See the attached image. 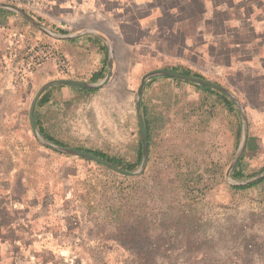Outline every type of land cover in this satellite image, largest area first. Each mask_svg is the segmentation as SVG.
Listing matches in <instances>:
<instances>
[{"label":"rangeland","instance_id":"rangeland-1","mask_svg":"<svg viewBox=\"0 0 264 264\" xmlns=\"http://www.w3.org/2000/svg\"><path fill=\"white\" fill-rule=\"evenodd\" d=\"M17 20L30 39L13 33L0 51V73L8 78L9 89L19 94L11 101L19 105V110L7 117L0 113V145L12 153L32 154L18 164L38 170L32 173L34 185H40L52 199L65 198L81 204L84 210L90 208L92 219L85 218L82 225L86 264H98L99 246L103 245L108 247L104 257L108 264H122L129 258V251L110 240L117 229L108 213L110 206L120 207L125 220L154 234L177 223L180 238L191 241L193 251L175 245L163 261L156 258L151 264H173L178 254L176 264H264V185L235 191L225 179L241 140L242 123L238 135L237 118L229 115L212 94L203 93L191 82L155 76L146 81L140 100L150 140L149 161L142 175L123 180L127 177L115 175L92 160L44 148L31 134L29 102L45 82V74L65 77L72 73V65L54 43L36 39L38 34L30 35L31 27L22 18ZM37 45H51L65 56L68 71L57 72L53 59L26 60L27 51ZM194 61L145 60L127 85L129 94L121 82H116L111 91L91 94L80 93L75 86L55 87L58 91L52 105L40 120L48 134L65 148L99 151L133 164L141 147L136 113L141 77L155 70H179ZM209 69L199 72L216 82V71ZM7 88L0 85V90ZM249 99V95L242 96L241 101L247 103ZM241 155L245 175L264 168V149L257 143H249L246 154L243 151ZM177 175L187 176L198 196L192 204L194 213L178 210L181 205L173 184Z\"/></svg>","mask_w":264,"mask_h":264},{"label":"crops","instance_id":"crops-1","mask_svg":"<svg viewBox=\"0 0 264 264\" xmlns=\"http://www.w3.org/2000/svg\"><path fill=\"white\" fill-rule=\"evenodd\" d=\"M39 1V8L27 13L52 36L22 18L32 29L29 34L54 43L72 65L70 75L45 74L44 83L58 79L100 82L112 60L108 85L90 90L111 91L116 82H121L129 94L127 85L145 60H195L184 67L198 74L208 68L215 70L216 84L227 89L243 108L247 122L244 153L253 142L264 149V0ZM17 17L21 19L0 9V51L13 33L29 38L26 28L15 21ZM94 74L100 79L92 82ZM240 81L239 89L248 92L246 95L235 85ZM0 85L8 87L0 90V113L7 117L19 110V105L11 104L19 94L9 89V80L1 73ZM58 86L63 85L43 91L49 101L41 109V118L52 105ZM221 93L232 101L241 125L237 103ZM247 95L250 99L242 103V96ZM28 157L32 154L12 153L0 145V264H86L82 244L86 232L82 225L92 216L81 204L65 198L54 200L40 185H34L32 173L38 170L18 164V160ZM107 249L99 246L98 264H108L104 258Z\"/></svg>","mask_w":264,"mask_h":264},{"label":"trees","instance_id":"trees-1","mask_svg":"<svg viewBox=\"0 0 264 264\" xmlns=\"http://www.w3.org/2000/svg\"><path fill=\"white\" fill-rule=\"evenodd\" d=\"M12 13V12H10ZM14 14V13H12ZM173 72H178L184 75L194 76V77H200L203 78L200 74L196 72H192L189 69L186 68H176L171 69ZM168 79H172L176 82H180V80L175 78L166 77ZM100 79V76H96L95 74L92 76L91 81H97ZM155 78H151L150 80H153ZM148 82H146L147 85ZM216 83V82H215ZM198 90L202 91L206 94L214 93V97L217 99L218 103L221 104V106L225 109V111L229 114L235 117V119L238 122V129L236 130V133L239 135L240 133V123L237 117V114L234 112V105L231 100H229L224 94H222L219 91L213 90L210 87L204 86V85H195ZM78 91H83L86 93H91L95 90L90 89H84L79 87H74ZM49 101V97L46 92L42 94V96L38 99L35 107L34 112V121L36 128L39 132V134L47 141L63 147L61 143H59L57 140H55L52 136L48 134L46 129L44 128L41 119L42 113L41 109L45 104H47ZM143 109V108H142ZM143 120L146 130V137H147V149H148V161H149V154H150V140H149V133H148V126L146 124L145 118H144V111H143ZM89 153H92L93 155L97 156L101 160L105 161L106 163L114 166L115 168H118L122 171L130 172L133 171L141 161V147L139 145L138 148V154H137V160L133 164H129L125 161H123L121 158L109 156L107 154H104L99 151H90V150H83ZM83 159V158H81ZM264 171V168H261L258 173L252 174V175H245L244 167H243V155L239 158L238 162L236 163L235 167L233 168L230 178L233 181H240V180H246L249 178H252L256 176L257 174ZM169 177V175H168ZM123 180H131L130 178H123ZM190 180L187 178V176L183 177V175H177L173 179V184L176 188V201L178 204L181 205L180 210L181 212H186L187 214L189 212H193L194 210L192 208V204L196 203L197 201V194L194 195V191L191 189V185H189ZM264 185V177L261 179L254 181L252 183H249L244 186H232L231 189L235 191H241L246 190L249 188L256 187L258 185ZM120 207L110 206L108 208V213L112 216V219L117 224V229L114 233L110 234V240L117 244L118 247L124 248L125 250L129 251V258H127V262H123L122 264H151L156 258L159 259V261H163V258L166 255H170L172 250V246L180 245L182 250H185L186 252L193 251V247H191V241L186 242L183 241L182 238H180L181 230L178 229L177 223H171L170 226H168L163 233L160 231L159 234H154L149 231V228H143V226H139L137 223L130 222V219L125 220V217L121 211ZM87 214L91 212L90 208H87L85 210ZM114 223V225H115ZM171 231V232H168ZM166 232V233H165ZM178 237V238H177ZM177 238V239H176ZM182 245V246H181ZM181 250V251H182ZM175 255V254H173ZM179 255V254H178ZM178 255L174 256L173 264H176ZM176 259V260H175ZM179 259V258H178Z\"/></svg>","mask_w":264,"mask_h":264},{"label":"water","instance_id":"water-1","mask_svg":"<svg viewBox=\"0 0 264 264\" xmlns=\"http://www.w3.org/2000/svg\"><path fill=\"white\" fill-rule=\"evenodd\" d=\"M0 9L10 11V12L20 16L21 18H23L27 22H29L32 26H34L36 29H38L39 31H41L45 34L51 35L46 29H44L40 24H38V22H36L27 12L23 11L22 9L7 5V4H3V3H0ZM112 68H113L112 60H109L108 71L106 73V76L104 77V79H102L100 82H97V83H87V82H79V81L68 80V79H58V80L48 81V82L44 83L43 85H41L36 90V92L33 95L32 100L30 102V105H29L28 121H29V126L31 129L32 135L40 145L44 146L47 149L53 150V151L61 153V154H65V155H69V156H75V157H82L85 159L92 160L95 163L101 165L103 168L110 171L111 173L118 175V176H121V177L135 178V177L142 175L144 170H145V167L147 164V159H148L147 137H146L145 126L143 123V119H142V115H141V109H140V100H141L142 92H143V89L145 87L146 81L149 78L155 77V76H167V77L176 78V79L187 81V82H192V83L199 84V85H204V86L213 88L215 90H219L225 94H228L237 103V105L240 109L241 118H242V134H241V140H240L239 146L237 148V151L234 155V158H233L232 162L230 163V165H229V167L225 173V179L230 185L244 186V185H247L249 183H252V182L257 181V180L261 179L262 177H264V171H263V172L257 174L256 176L249 178V179H246V180L233 181L230 178V173H231L232 169L234 168V166L236 165L237 161L239 160V158H240V156H241V154L245 148V144H246V140H247L246 117H245L244 110L241 107L238 100L227 89L219 86L218 84H216L214 82H211L209 80H205V79H202L199 77L184 75L181 73L168 71V70H155V71H150V72L145 73L141 77L140 82H139V87L136 91V113H137V121H138V125H139L140 144H141V162H140L139 168L136 171H133V172L122 171V170L115 168L114 166L106 163L105 161L101 160L100 158L93 155L92 153L82 151V150H78V149H71V148H65V147L57 146V145L52 144V143L48 142L47 140H45L38 133V131L36 129L35 122H34L33 113H34V107L36 105V102H37L38 98L40 97V95L43 93V91H45L48 87L53 86V85H70V86L83 87V88H87V89H100V88H103V87L108 85V83L112 77Z\"/></svg>","mask_w":264,"mask_h":264},{"label":"built area","instance_id":"built-area-1","mask_svg":"<svg viewBox=\"0 0 264 264\" xmlns=\"http://www.w3.org/2000/svg\"><path fill=\"white\" fill-rule=\"evenodd\" d=\"M0 3L20 8L29 13H34L40 6L39 0H0ZM44 59H53L57 72L62 74L68 71L69 66L65 56L57 52L51 45H37L27 51L26 60L39 62Z\"/></svg>","mask_w":264,"mask_h":264}]
</instances>
